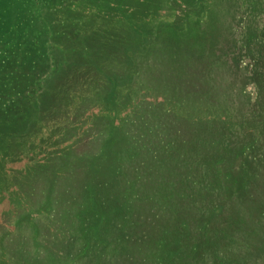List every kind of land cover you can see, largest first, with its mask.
Returning a JSON list of instances; mask_svg holds the SVG:
<instances>
[{
    "label": "rangeland",
    "instance_id": "rangeland-1",
    "mask_svg": "<svg viewBox=\"0 0 264 264\" xmlns=\"http://www.w3.org/2000/svg\"><path fill=\"white\" fill-rule=\"evenodd\" d=\"M1 8L0 264H264V0Z\"/></svg>",
    "mask_w": 264,
    "mask_h": 264
},
{
    "label": "trees",
    "instance_id": "trees-1",
    "mask_svg": "<svg viewBox=\"0 0 264 264\" xmlns=\"http://www.w3.org/2000/svg\"><path fill=\"white\" fill-rule=\"evenodd\" d=\"M1 2H4V0H0V3H1ZM0 13H1V14L3 13V9H2V8L0 9ZM99 51L101 52V50H99ZM100 52H99V53H100ZM100 54H101V53H100ZM118 75H121V74H118ZM116 76H117V75H116ZM110 81L113 82L112 79H110ZM10 131H12V134H15V132H14L15 130L10 129ZM132 212H133V211H132ZM132 212L129 214V216H128L127 219H130V217L133 215ZM122 219H124V217H121V220H122ZM132 225H133V224H132V221L130 220V223H129L128 226H132ZM147 232H148V233H150V232L152 233V229H150V231H147ZM7 240H8V237H5V236H4V237L2 238V240H1V236H0V245H2V249H3V250L6 249L8 243H9V242H8V243L6 242Z\"/></svg>",
    "mask_w": 264,
    "mask_h": 264
}]
</instances>
